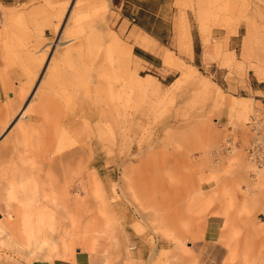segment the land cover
Here are the masks:
<instances>
[{"label": "rangeland", "instance_id": "1", "mask_svg": "<svg viewBox=\"0 0 264 264\" xmlns=\"http://www.w3.org/2000/svg\"><path fill=\"white\" fill-rule=\"evenodd\" d=\"M262 112L264 0H0V264H264Z\"/></svg>", "mask_w": 264, "mask_h": 264}, {"label": "bare ground", "instance_id": "2", "mask_svg": "<svg viewBox=\"0 0 264 264\" xmlns=\"http://www.w3.org/2000/svg\"><path fill=\"white\" fill-rule=\"evenodd\" d=\"M27 107H28V105H26L24 107V109H22L19 112V118L24 117V114L27 111ZM89 144H90L89 146L92 147V146H94V144H96V142L92 141V143L90 142ZM228 145L231 147V149L229 151H227V149H226ZM246 147H248V145ZM234 149L235 148L233 146V142L231 141L230 144H229V142L226 143L224 151L227 152V153L228 152L233 153ZM245 152H246V150H245ZM218 155L219 154L216 153L215 156L218 157ZM86 165H87V170H85L86 178H85V180H83L84 182L82 184L80 182V184L75 185V181L74 182L72 181L73 183H70V185H71L70 187H74V188L82 187V189L86 192V196H87V200L86 201L89 202L91 200L92 196H93V192L95 191L94 188L96 187L95 183H96L97 179L95 178V174L91 171V167L94 166L95 163L89 162ZM57 185L58 186H55V187H57V189H54V192L53 191H49V192L45 193V196H44L45 197V202L42 205V212L39 214V218H38L39 223L43 227V230H44L43 232L48 234L50 237H52L56 233V231L57 232L60 231V230L59 231L56 230L55 223L52 220H57L59 218L60 214L63 216V218L67 217V216H70V215L73 216L72 213H75L74 211H76V210L73 211V209H75L77 207V205L81 202L80 197H78V196L71 197L72 195L70 196L69 195L70 193L69 194L66 193L68 186H62V188H61V186L59 184H57ZM75 215L73 216V218L74 217L76 218ZM78 218H79V216H78ZM72 221H74V220L72 219ZM173 224L174 223H172V225ZM1 230H3V232L6 233L7 241L9 243H11V245L14 246L16 248V250L19 249V248H21V250H23V251L27 250V249H29V246L31 245V242L34 241V240H31V242H30V236L26 233V231L21 234L20 230L17 227L14 228L12 231L6 230V229L4 230L3 228H1ZM191 233H193V232L191 231L190 235H191ZM62 236H63V234H62ZM56 237H57V235H56ZM196 237H198V236H196ZM196 237H194V238H196ZM60 238H62V237H60ZM62 239H64V237ZM25 244H27V246ZM63 246H64V243H63ZM38 247L39 246L37 244V248ZM25 252H27V251H25Z\"/></svg>", "mask_w": 264, "mask_h": 264}, {"label": "built area", "instance_id": "3", "mask_svg": "<svg viewBox=\"0 0 264 264\" xmlns=\"http://www.w3.org/2000/svg\"><path fill=\"white\" fill-rule=\"evenodd\" d=\"M247 126L251 133V141L246 147L248 159L258 166H264V112L250 116ZM226 149L229 151L231 147L228 145Z\"/></svg>", "mask_w": 264, "mask_h": 264}, {"label": "crops", "instance_id": "4", "mask_svg": "<svg viewBox=\"0 0 264 264\" xmlns=\"http://www.w3.org/2000/svg\"><path fill=\"white\" fill-rule=\"evenodd\" d=\"M106 32V31H105ZM106 37L107 38H110L111 40H112V42H115L116 44H118V37L115 35V34H113L112 36H107L106 35ZM143 48H145L146 50H148V51H154L155 50V45H153V43L151 42V41H148V40H146V39H143L140 43H139ZM121 53H122V57H123V64H124V66H125V69L126 68H129V66H130V64H131V60L129 59V52L126 50V49H122L121 48ZM169 56L168 57H166L164 60H165V62H168L169 61ZM148 60V63L149 64H152L151 62L152 61H150L149 59H147ZM133 80V79H132ZM18 121V120H17ZM3 138H4V136H3ZM1 141V140H0ZM210 255H212V254H210ZM217 256L219 257L220 256V254H217Z\"/></svg>", "mask_w": 264, "mask_h": 264}]
</instances>
